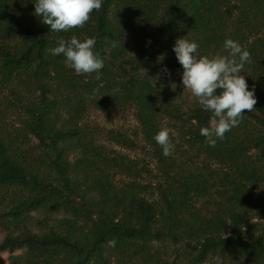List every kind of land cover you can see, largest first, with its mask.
Listing matches in <instances>:
<instances>
[{"label":"trees","instance_id":"obj_1","mask_svg":"<svg viewBox=\"0 0 264 264\" xmlns=\"http://www.w3.org/2000/svg\"><path fill=\"white\" fill-rule=\"evenodd\" d=\"M34 3L0 0V251L21 250L10 264H264V0H104L59 33ZM73 37L95 38L99 74L51 55ZM180 38L209 58L229 38L251 54L255 109L215 147L200 135L212 113L174 82ZM161 54L164 75L150 68ZM128 109L154 170L105 143L134 148L127 130L85 120ZM165 126L167 157L154 140Z\"/></svg>","mask_w":264,"mask_h":264},{"label":"clouds","instance_id":"obj_2","mask_svg":"<svg viewBox=\"0 0 264 264\" xmlns=\"http://www.w3.org/2000/svg\"><path fill=\"white\" fill-rule=\"evenodd\" d=\"M103 3L104 0H35L34 9L43 24L59 33L83 27ZM95 45V38L81 41L73 37L69 41L61 39L50 51L53 56H63L66 65L77 74H99L104 61L95 51ZM112 46L117 45L114 42ZM223 50L226 55L209 58L200 54L199 44L194 40L180 38L173 45L175 57L183 69V87L191 91L205 112L212 113L213 126L200 129V135L210 147H215L217 141L238 126L244 111L252 112L257 103L254 89H249L245 75L241 74L251 61L250 52L230 38L224 41ZM164 58L161 54L158 61L162 63ZM162 71L169 70L164 66ZM154 140L165 157L173 154L175 144L168 129L160 130ZM111 243L114 246L115 242Z\"/></svg>","mask_w":264,"mask_h":264},{"label":"rangeland","instance_id":"obj_3","mask_svg":"<svg viewBox=\"0 0 264 264\" xmlns=\"http://www.w3.org/2000/svg\"><path fill=\"white\" fill-rule=\"evenodd\" d=\"M262 34V33H260ZM161 62H159V65H155L152 64L150 66V68L156 69L161 68ZM163 68H161V72L162 75L165 74V72L162 71ZM182 72L183 69L181 68L180 70L175 71L174 74V79H175V85H181V90H182V95H186L187 97L189 96L190 99L193 98V95L191 94V91L184 88L181 82V77H182ZM85 120L90 123V124H99L101 127H104L105 130L110 129V128H118V129H124L127 130L129 135L131 137H133L136 141V146L134 148L131 149H126V148H121L120 146L114 144V143H110L108 141H106L105 143L109 144L110 148L116 149V150H123L124 152L128 153L130 156L138 158L139 161L141 162V160H143L149 168H152L154 170V166H155V161L152 160L149 155L147 154L146 151V147L141 139V136L139 134L135 135V130L137 129V121L135 119L134 113L132 109H128L126 111H124L123 113L120 114H104L100 111L97 110H91L89 113H87V115L85 116ZM166 129H170V127L165 126ZM102 138H104V136H102ZM142 181H147L150 183L155 184V182H157V180L153 177L150 176L148 179H142ZM152 192L149 190L147 193L149 196L154 197V198H158V194H157V190L154 187L151 188ZM153 195V196H152ZM36 218L40 217L39 213H34ZM257 221H260L261 223L264 224V219H256ZM4 233L3 231H0V241L3 239ZM171 246H169L167 254H170ZM21 252V250H16L13 253H10L8 251H0V264H10V257L11 255H17ZM166 254V255H167ZM175 254L171 253L168 258H172L174 257ZM176 257V256H175ZM179 264H189L187 260L182 259L179 260ZM222 261V258H209L208 260L203 261L202 263H198V264H220ZM192 264V263H191ZM243 264H251V262L249 261H243Z\"/></svg>","mask_w":264,"mask_h":264}]
</instances>
